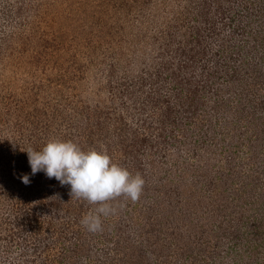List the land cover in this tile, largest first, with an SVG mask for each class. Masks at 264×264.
I'll return each mask as SVG.
<instances>
[{
	"label": "rangeland",
	"instance_id": "374dc122",
	"mask_svg": "<svg viewBox=\"0 0 264 264\" xmlns=\"http://www.w3.org/2000/svg\"><path fill=\"white\" fill-rule=\"evenodd\" d=\"M53 137L139 200L87 231ZM0 264H264V0H0Z\"/></svg>",
	"mask_w": 264,
	"mask_h": 264
},
{
	"label": "clouds",
	"instance_id": "9594fccd",
	"mask_svg": "<svg viewBox=\"0 0 264 264\" xmlns=\"http://www.w3.org/2000/svg\"><path fill=\"white\" fill-rule=\"evenodd\" d=\"M25 152L32 175L43 171L48 178L70 185L72 196L96 205L81 220L86 230L92 233L103 230L101 217L115 212L111 201L124 197L136 202L145 184L140 173L133 175L114 163L103 146L99 150H84L72 140L53 137L41 150L28 147ZM20 179L25 185L30 183L27 174Z\"/></svg>",
	"mask_w": 264,
	"mask_h": 264
}]
</instances>
